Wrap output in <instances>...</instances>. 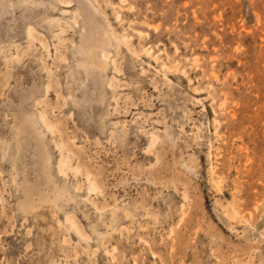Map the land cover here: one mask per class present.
Returning a JSON list of instances; mask_svg holds the SVG:
<instances>
[{"label":"rangeland","instance_id":"rangeland-1","mask_svg":"<svg viewBox=\"0 0 264 264\" xmlns=\"http://www.w3.org/2000/svg\"><path fill=\"white\" fill-rule=\"evenodd\" d=\"M0 264H264V0H0Z\"/></svg>","mask_w":264,"mask_h":264},{"label":"bare ground","instance_id":"bare-ground-1","mask_svg":"<svg viewBox=\"0 0 264 264\" xmlns=\"http://www.w3.org/2000/svg\"><path fill=\"white\" fill-rule=\"evenodd\" d=\"M75 25V24H74ZM27 30H28V28H27ZM110 38V37H109ZM111 40V39H110ZM95 41V40H94ZM96 42V41H95ZM106 48V46H100V50H101V54H103L104 55V52H103V50ZM90 53V52H89ZM95 61V60H94ZM93 61V62H94ZM97 65L98 63L95 61V63H92V65ZM98 66V65H97ZM113 67V66H112Z\"/></svg>","mask_w":264,"mask_h":264}]
</instances>
